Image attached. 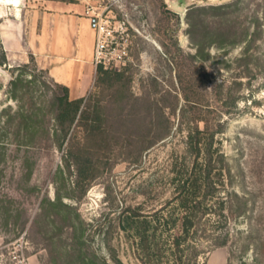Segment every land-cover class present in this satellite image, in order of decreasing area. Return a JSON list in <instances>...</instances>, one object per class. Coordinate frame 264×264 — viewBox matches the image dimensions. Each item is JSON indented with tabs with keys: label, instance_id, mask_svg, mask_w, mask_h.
Listing matches in <instances>:
<instances>
[{
	"label": "rangeland",
	"instance_id": "obj_1",
	"mask_svg": "<svg viewBox=\"0 0 264 264\" xmlns=\"http://www.w3.org/2000/svg\"><path fill=\"white\" fill-rule=\"evenodd\" d=\"M62 1L125 22L127 57L95 76L58 150L62 91L0 37L1 242L25 233L30 264H207L217 249L264 264V0H190L184 16L165 0ZM196 128L216 189L203 215Z\"/></svg>",
	"mask_w": 264,
	"mask_h": 264
},
{
	"label": "crops",
	"instance_id": "obj_2",
	"mask_svg": "<svg viewBox=\"0 0 264 264\" xmlns=\"http://www.w3.org/2000/svg\"><path fill=\"white\" fill-rule=\"evenodd\" d=\"M0 3L8 4L12 15L0 24L2 43L31 58L51 82L66 87L70 100L83 98L96 75L94 33L84 4L62 0H43L38 5L26 0ZM220 252L215 250L207 264H224Z\"/></svg>",
	"mask_w": 264,
	"mask_h": 264
},
{
	"label": "built area",
	"instance_id": "obj_3",
	"mask_svg": "<svg viewBox=\"0 0 264 264\" xmlns=\"http://www.w3.org/2000/svg\"><path fill=\"white\" fill-rule=\"evenodd\" d=\"M89 26L94 33L92 63L97 69L116 67L127 57V28L125 22H111L100 14L87 12ZM126 37V39H124ZM120 38V42L117 39ZM122 41V42H121ZM25 233L16 240L0 243V264H30Z\"/></svg>",
	"mask_w": 264,
	"mask_h": 264
},
{
	"label": "trees",
	"instance_id": "obj_4",
	"mask_svg": "<svg viewBox=\"0 0 264 264\" xmlns=\"http://www.w3.org/2000/svg\"><path fill=\"white\" fill-rule=\"evenodd\" d=\"M31 59V58H30ZM32 60V59H31ZM33 62V60H32ZM34 63V62H33ZM35 65V64H34ZM102 67H98L96 69V75H106L107 72L106 70L103 71ZM51 82V81H50ZM54 87L60 89L62 91V95L61 96H55V102H56V115L53 118L54 121V127H55V135L58 137L57 142H56V146L58 150H61L63 148L64 142L66 141L69 129L71 127V125L73 124L76 115L78 113V111L80 110V106L82 104V98L76 99V100H70L68 97V89L66 87L63 86H59L57 84H54L53 82H51ZM200 130H198V128H196V132L194 134L196 135H188V144L190 149L196 153V155H199V153L201 152V150H205L206 154V165H205V169L203 171V174H201V178H200V182L198 184L197 180H194L192 182V186L194 187V189H199L200 193H201V199L198 200L197 202H195L193 208L194 211H200L201 214H204V210H202L201 206H202V201L207 198V197H213L215 194V187L213 185V182L210 178L211 175V152H210V143L208 144H202V148L201 144H200V139H198L197 134H200ZM196 223L193 220H187L186 222H184L182 224V230L183 232L188 233L189 229L194 227L195 228ZM147 241V240H146ZM174 245L176 247H178L179 245V238H176V241L174 243ZM217 248H223L226 247V244L224 242H220L218 244ZM196 253H194L193 255V264H195L196 262Z\"/></svg>",
	"mask_w": 264,
	"mask_h": 264
},
{
	"label": "water",
	"instance_id": "obj_5",
	"mask_svg": "<svg viewBox=\"0 0 264 264\" xmlns=\"http://www.w3.org/2000/svg\"><path fill=\"white\" fill-rule=\"evenodd\" d=\"M189 1L190 0H165V5L169 10L174 11L180 14L181 16H184L187 12ZM0 72L3 73L1 69Z\"/></svg>",
	"mask_w": 264,
	"mask_h": 264
}]
</instances>
